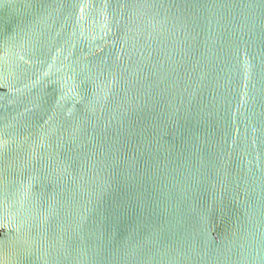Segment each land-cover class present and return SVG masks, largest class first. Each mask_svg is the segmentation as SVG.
<instances>
[{
  "label": "water",
  "instance_id": "1",
  "mask_svg": "<svg viewBox=\"0 0 264 264\" xmlns=\"http://www.w3.org/2000/svg\"><path fill=\"white\" fill-rule=\"evenodd\" d=\"M0 264H264V0H0Z\"/></svg>",
  "mask_w": 264,
  "mask_h": 264
}]
</instances>
